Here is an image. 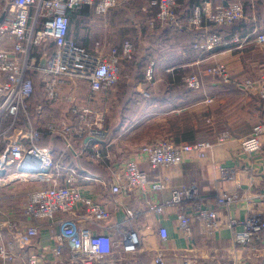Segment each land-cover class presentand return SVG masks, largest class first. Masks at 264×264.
<instances>
[{
	"label": "built area",
	"instance_id": "1",
	"mask_svg": "<svg viewBox=\"0 0 264 264\" xmlns=\"http://www.w3.org/2000/svg\"><path fill=\"white\" fill-rule=\"evenodd\" d=\"M132 1V0H126ZM124 0H0V186L14 182L38 183L39 187L29 191L17 203L21 219H7L0 222V239L8 234L19 250L10 252L0 248V256L8 261L22 255L25 264H54L69 260L71 264H120L124 254H135L140 250L141 237L133 226L144 211L139 207H127L125 218L113 221L114 211L106 204L85 196L78 184L81 172L70 168L65 174L53 173L57 167L50 148L41 147L43 130L38 125L44 116V105H32L35 96L33 76L42 78L45 97L50 102L64 101L70 106V112L76 121L53 119L44 123V132L50 139L61 138L65 146L76 156L86 151L91 142L102 140L105 136L99 126L101 115L93 104L98 96L114 89L120 81L121 61L133 59L135 46L126 40L121 49L111 48L98 56L87 52L69 38V11L87 6L100 17ZM157 9L156 19L149 22L155 27L174 24L177 27L200 30L209 23L214 26L232 25L246 20L244 8L239 3L210 7L208 4L197 6L192 16L183 22L178 15L177 0H150ZM12 41L11 48L3 44ZM235 40L239 38L235 36ZM257 42L264 45V34L257 36ZM52 43L55 50L33 54L34 47ZM220 34L211 33L203 44L195 47L211 50L227 44ZM206 73L219 84H230L232 75L223 63L207 68ZM154 67L150 63L146 70V80H153ZM85 80L87 90L82 103L78 104L76 81ZM70 81L71 85L67 86ZM190 88L203 85L200 75L185 78ZM238 88L252 91L264 105V67L257 79H248L235 83ZM65 88L68 93L63 95ZM211 98L207 102H212ZM100 118V119H99ZM210 122V120H208ZM264 123L253 128L252 133L243 138L240 149L243 153L257 155L262 150ZM231 134L223 132L217 136V143L229 141ZM85 143L78 146L77 140ZM214 144L197 142L177 144L171 137H162L142 145L138 153L152 170L181 165L191 153L201 158L207 157ZM96 157L103 158L96 150ZM110 161V157L105 156ZM13 171H9L11 168ZM114 177L111 192L114 196L130 193L135 202L145 205V212L161 217L168 210L175 212L178 228L186 238L193 235L192 225L200 224L207 236L213 235L222 224L219 212L212 203L201 196L198 185L189 182L178 189H173L169 197L159 199L158 193L168 188L167 178L158 174L152 178L150 173L141 169L140 159L118 158L112 167ZM14 176V178H12ZM229 178V174L225 173ZM63 180L60 184L59 180ZM239 199L238 194L223 191L217 195L215 206L229 212L230 207ZM120 206L114 208L119 211ZM69 214L70 218H62ZM48 219L59 228L52 237L54 247L41 248L39 252L24 251L34 238L39 235L43 224ZM24 221L33 224L23 226ZM231 244L234 247L261 245L264 235V215L251 213L244 220L229 217ZM113 233H120L121 238L114 239ZM162 240H167L168 230L158 228ZM48 254L53 260L48 259ZM154 264H169L162 253L154 256ZM184 264H194L186 259ZM230 264H245L235 261Z\"/></svg>",
	"mask_w": 264,
	"mask_h": 264
},
{
	"label": "crops",
	"instance_id": "2",
	"mask_svg": "<svg viewBox=\"0 0 264 264\" xmlns=\"http://www.w3.org/2000/svg\"><path fill=\"white\" fill-rule=\"evenodd\" d=\"M179 18L186 22L197 6L208 4L210 7L224 6L239 3L244 7L246 20L241 26L242 34L233 33L225 40L227 44L211 50H205L195 45L203 44L206 38L214 32L215 26L205 23L200 29L187 28L186 31L174 32L160 28H149L134 15L150 11V0H124L119 6L110 10L106 16L100 17L93 9L83 6L69 11L70 26L69 38L78 46L93 55L107 53L111 48L121 49L126 40L135 46L134 59L148 60L147 67L153 63V80H146V70L136 73L129 70L121 72L125 82L117 84L114 89L102 92L94 102L93 107L101 115L99 126L103 127L105 136L102 140L91 142V146L81 155L91 165V168L82 167L79 171L81 177L78 184L85 196L91 197L102 204H106L114 211L113 221L125 218L127 207H139L144 211L139 219L133 223L141 237L140 250L135 254H123L120 264H154V256L162 253L169 264H184L186 259L194 264H230L243 261L245 264H264V245H251L250 247L232 246L231 230L228 226L229 217L244 220L251 213L264 215V136L262 137V150L257 155L243 153L240 144L243 138L249 136L253 128L264 123V105L262 100L252 91L238 88L236 82L258 78L264 67V45L257 42V36L264 34V0H177ZM157 13V11H156ZM156 19V17H155ZM235 29L230 28V31ZM172 33H175L174 35ZM235 36L239 41L235 40ZM10 40L3 44L4 48H11ZM40 47L33 48V54L40 53ZM223 63L232 75L230 84H219L206 73L208 67ZM200 75L203 85L200 88H190L185 85V78ZM42 83L40 75L33 76ZM182 87H175V84ZM71 82H67L70 86ZM133 89V93L140 100L136 112L121 118L119 111V97L125 87ZM173 86V87H171ZM65 88L63 95L68 93ZM167 90V91H166ZM184 90V92H183ZM165 94V95H164ZM165 97V101L160 99ZM211 98L212 102H207ZM45 99L50 104L42 102ZM33 102L44 105V116L39 121L68 119L76 121V116L70 112V106L64 101L50 102L43 91L36 93ZM134 108V107H133ZM132 108V110H133ZM66 115V116H65ZM181 116L190 122L193 133L189 136L193 142H211L214 147L210 154L201 158L196 153H191L181 165L171 166L159 170H152L149 164L138 153L139 148L155 140L156 136L171 137L173 134L158 127L164 124L169 117ZM117 117L115 124L114 119ZM210 120V122H208ZM38 121V125H39ZM45 121V122H46ZM44 125V123H43ZM43 125L40 129L43 130ZM200 127V130H198ZM229 132L231 138L224 143H217V136ZM49 139L44 146L53 152L57 165L53 173L65 174L70 165L65 151L57 146L59 139ZM62 140V139H61ZM63 141V140H62ZM77 140L78 146L85 143ZM98 150L103 158L96 157ZM110 157V161L105 156ZM140 159L141 169L150 173L152 178L158 174L167 178L168 188L163 193H158L159 199L169 197L173 189H178L189 182L198 185L202 197L212 203L219 212L222 226L213 235L207 236L198 223L192 225L193 235L186 238L178 228V222L173 210H168L161 217H156L145 212V205L135 202L133 196L124 192L114 196L111 192V183L114 177L112 167L118 158ZM229 174V178L225 177ZM63 184V180H59ZM15 186L10 184L0 186V222L7 219H21V211L17 204L23 198L9 191ZM15 188V187H14ZM13 188V189H14ZM223 191L238 194L239 199L230 207V211H222L215 206L217 195ZM28 193V192H27ZM22 198V199H21ZM119 211H115L116 206ZM71 215H62L70 218ZM33 223L24 221L27 227ZM43 227L33 242L26 247L29 252H39L41 248L54 247L52 237L58 231V226L48 219L42 220ZM159 226L168 230L167 240H162L158 233ZM114 239L121 238L120 233H113ZM14 246L8 234H3L0 239V248L10 252ZM20 254L23 250L15 245L12 249ZM48 259L53 256L48 254ZM0 264H25L22 255L12 261L0 256ZM54 264H71L69 260L55 262Z\"/></svg>",
	"mask_w": 264,
	"mask_h": 264
},
{
	"label": "trees",
	"instance_id": "3",
	"mask_svg": "<svg viewBox=\"0 0 264 264\" xmlns=\"http://www.w3.org/2000/svg\"><path fill=\"white\" fill-rule=\"evenodd\" d=\"M226 5H229V4H226ZM156 11H157V9L152 6V7H150V11H148L144 14L134 15L135 16L134 18L139 19L140 21H142V23H145L149 28L155 29L156 26L155 27L150 26L149 22L152 20H155ZM242 22H243V20L235 22L232 25L215 26L216 28L214 29V32H216L217 34H220L223 38H226V39L229 36L233 35V33H238L240 35V34H242L241 26L239 27V29H236V27H237V25H242ZM165 26H166V28H165ZM163 27L165 29H169V30L174 31V32L187 30V28H180L174 24H165V25L160 26V28H163ZM230 28L235 29V30L230 31ZM172 34L174 35L175 33H172ZM40 49L42 52H48V53L52 54L53 51L55 50V47L52 43H50V44H45V45L41 46ZM147 62H148V60H138L137 58L134 59V57H133V59H130V60L129 59L122 60L121 66H122V70H123V75L125 72H127L129 70H132L136 73L144 72V70H146ZM119 82L121 83L120 85H122L125 82V79L122 78V80ZM171 87H173V86H171ZM175 87H178L180 90L182 85H180L178 83V84L174 85V88ZM183 92H184V90H183ZM160 101L164 102L165 97H162L160 99ZM139 102H140V100L138 99V96L133 93V89L129 86H126L123 94L120 95V97H119L118 114L121 115V118L125 119L127 114H130L131 112H134V111L136 112ZM132 108H133V110H132ZM116 120H117V117L113 121L114 124H115ZM191 125L192 124H190V122H188L186 118H181V116H176V118L175 117H169L168 120L165 121L164 124L159 125V123H158L157 126L160 127L161 129H164L163 131H165V129L170 131L173 134V136H172L173 140L177 144H193L195 142H193L192 139L189 137L193 133V130H191V128H192ZM198 130H200V127ZM163 136H164V134L160 135V136L158 135L155 138L160 139ZM48 138H49V135H47L45 132H43V135H41V140L38 141V145L44 146V144H43L44 142H49ZM57 139H59L61 141V142L56 143L57 146L59 148H62V146H63V150L65 151V155L70 160V165L73 166L72 168H75L77 170H80L82 167L91 168V166H90L91 164L89 162H87L84 157L80 156V157L75 158L73 153L65 146V144L61 140V138H56L55 141ZM261 245H264V235H263V242L261 243Z\"/></svg>",
	"mask_w": 264,
	"mask_h": 264
},
{
	"label": "rangeland",
	"instance_id": "4",
	"mask_svg": "<svg viewBox=\"0 0 264 264\" xmlns=\"http://www.w3.org/2000/svg\"><path fill=\"white\" fill-rule=\"evenodd\" d=\"M35 87H36V93H38V92L41 93L42 92V83H40L39 80H36ZM87 87H88V85H87V82L85 80H77L76 81V94H77L76 96H77L78 104L79 103L81 104L82 100L85 98V92L87 90ZM42 102L45 103V104H50L45 99H42ZM33 104H35V103L32 101V105ZM58 117H61V115L57 114L56 116L51 117V118L56 119ZM45 121H43V122L39 121V127H41L43 125V123H45ZM13 170H15L14 167L11 168L9 171H13ZM14 184H15V186H14L15 188L13 187L14 189L12 188L9 191H12L11 194H14V195L18 194L22 198L27 194V192H29V191H31V190H33V189H35V188L40 186V184H38V183L14 182Z\"/></svg>",
	"mask_w": 264,
	"mask_h": 264
},
{
	"label": "bare ground",
	"instance_id": "5",
	"mask_svg": "<svg viewBox=\"0 0 264 264\" xmlns=\"http://www.w3.org/2000/svg\"><path fill=\"white\" fill-rule=\"evenodd\" d=\"M12 178H14V176H12Z\"/></svg>",
	"mask_w": 264,
	"mask_h": 264
}]
</instances>
